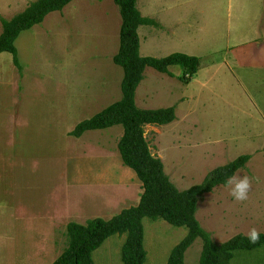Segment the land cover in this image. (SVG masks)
Wrapping results in <instances>:
<instances>
[{"label": "rangeland", "instance_id": "rangeland-1", "mask_svg": "<svg viewBox=\"0 0 264 264\" xmlns=\"http://www.w3.org/2000/svg\"><path fill=\"white\" fill-rule=\"evenodd\" d=\"M34 1L0 0V34L1 18ZM137 7L158 22L138 29L142 56L201 58L188 83L180 66L146 68L138 107L175 106L177 115L146 126L152 153L181 190L250 154L236 173L250 179L248 199L235 201L218 185L200 196L196 215L217 243L253 227L264 233V78L257 75L264 68L242 70L234 54L240 42L264 39V0H138ZM121 24L114 0H73L19 35L22 73L11 53L0 54V264H53L68 246V223L110 219L140 201L142 182L118 148L121 125L70 133L122 96L124 70L113 60ZM143 224L144 264H168L188 227L148 217ZM126 238H107L94 263L124 264ZM202 249L199 237L185 264H201ZM234 255L233 264H264V244Z\"/></svg>", "mask_w": 264, "mask_h": 264}, {"label": "trees", "instance_id": "trees-1", "mask_svg": "<svg viewBox=\"0 0 264 264\" xmlns=\"http://www.w3.org/2000/svg\"><path fill=\"white\" fill-rule=\"evenodd\" d=\"M73 0H35L27 8L10 19L1 18L0 54L9 52L13 62L22 73L16 40L19 35L35 25L41 24L46 16L63 10ZM120 9V47L114 55V62L124 70L121 84L122 96L91 118L79 122L70 132L76 137L86 131L107 129L121 125L123 136L118 148L124 165L133 169L142 182L143 192L137 205L123 209L110 219L95 217L85 224L70 222L67 225L68 246L53 264H95L93 252L107 238L118 233H127L122 250L124 264H144L147 252L144 246L145 229L143 219H164L175 226L188 227L186 236L173 248L168 264H185V254L197 238L203 239L201 264H233L238 249H254L264 244V233L257 243L252 244L244 234H237L229 240L217 243L211 232L206 230L197 218L199 198L211 192L218 185H225L226 179L246 167L251 155L243 154L228 164L212 170L203 182L188 189H179L165 171L163 160L152 153L146 136L147 125H166L176 120V107L144 109L136 103L137 89L144 79L147 67L167 73L171 66L183 69L180 78L190 82L199 71L201 58L182 52L165 57L142 56L140 53L141 25L156 26L158 22L143 16L137 7L138 0H114Z\"/></svg>", "mask_w": 264, "mask_h": 264}, {"label": "crops", "instance_id": "crops-1", "mask_svg": "<svg viewBox=\"0 0 264 264\" xmlns=\"http://www.w3.org/2000/svg\"><path fill=\"white\" fill-rule=\"evenodd\" d=\"M252 30H253V32H255L254 29H252ZM250 41H252V42L251 43L249 41H245L243 43L240 42V44L237 46L238 48L236 49V52L234 53V54H236V56H235L236 61L237 62L240 61V65H239L240 69L248 71L247 69L251 70V69H253V66H255L257 68H264V53L262 52V51H264V39L260 40V41H256V43L253 40H250ZM260 44H262L263 48L258 47V45H260ZM246 47H249V48L247 50L246 49L244 50V48H246ZM240 49H242L244 51L241 52ZM260 55H262V56H260ZM250 60H251V63H250ZM250 66L252 68H250ZM199 71H200V68H199ZM257 75H259L260 79L264 78V72L262 73V76H261V73H259ZM124 170L129 172L130 175L133 174L132 171H129L127 169H124ZM241 233L246 235L243 232H241ZM234 257H235V255H234ZM234 257H233V259H234Z\"/></svg>", "mask_w": 264, "mask_h": 264}, {"label": "clouds", "instance_id": "clouds-1", "mask_svg": "<svg viewBox=\"0 0 264 264\" xmlns=\"http://www.w3.org/2000/svg\"><path fill=\"white\" fill-rule=\"evenodd\" d=\"M225 188L229 190V194L235 201H245L251 189V182L248 176H240L233 174L226 179ZM260 231L253 227L246 234L250 243L255 244L260 239Z\"/></svg>", "mask_w": 264, "mask_h": 264}]
</instances>
